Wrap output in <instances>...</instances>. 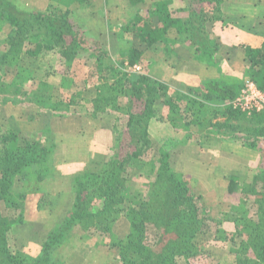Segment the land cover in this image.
<instances>
[{
	"label": "trees",
	"instance_id": "16d2710c",
	"mask_svg": "<svg viewBox=\"0 0 264 264\" xmlns=\"http://www.w3.org/2000/svg\"><path fill=\"white\" fill-rule=\"evenodd\" d=\"M50 1L52 3L45 10H38L23 6L19 0H0V32L3 27H9L3 40L5 51L0 56V65L4 67L15 58L20 59L21 65L23 57H28L38 62L39 67L49 63L46 59L57 58L70 74L73 62L88 52V58L97 61L96 65L103 68L110 63L117 78L109 86L107 83L97 88L94 101L97 112L110 111L127 116L128 129L116 133L118 143L113 156L98 168L71 174L75 201L59 228L48 236L36 261L29 263L19 251L12 253L9 248L8 236L16 223L11 216L20 212V200L25 198V193H17L15 185L19 177L24 189L28 188L29 179L37 183L46 179L57 167L52 158L57 155V148L47 141L48 138L31 140L13 127L3 130L0 124V264H65L59 261L56 252L62 242L77 230L90 231L91 228L95 233H112L122 217L131 219L130 232L110 245L117 248L120 264H200L203 250L196 238L208 232L209 210L203 196L190 182L164 165V153L160 155V166L146 160L145 155L152 151L149 121L156 117L161 107L181 112L183 100L193 105L214 101L213 91L219 94L216 96L222 103L231 101L242 86L214 80L211 82L213 88L200 96L204 102H199L191 95L198 96L200 89L190 87V93L185 95L151 76L144 58L146 51L140 48L158 49L161 45L170 55L188 51L197 61L211 64L221 50L214 36L216 25L212 24L222 20L225 1L178 0L180 3L175 6L173 0H160L148 6L146 0H126L134 16L122 24L117 33L126 36V43L132 46L119 51L118 56L123 60L120 63L123 68H127L125 64L129 67L140 65L142 72L136 74L119 70L115 58L102 48L97 33L89 27L86 15L92 13L96 0ZM243 49L248 62L247 79L264 90V41L261 47L244 46ZM228 110L231 116L236 113L230 106ZM254 117L264 121V113ZM2 119L0 115V121ZM49 134L47 132L46 137H50ZM131 163L144 167L145 172L151 165L156 169V179L150 182L151 176L146 175L147 195L129 207L125 191ZM229 193H242L245 207L248 200L244 197L253 198L254 202L251 211H244L245 223L230 233L226 241L234 244L240 239L236 243L238 264H264V156L249 182L231 179ZM53 196L54 193L42 196L38 204L40 212L53 211ZM2 204L10 216L3 213Z\"/></svg>",
	"mask_w": 264,
	"mask_h": 264
},
{
	"label": "rangeland",
	"instance_id": "374dc122",
	"mask_svg": "<svg viewBox=\"0 0 264 264\" xmlns=\"http://www.w3.org/2000/svg\"><path fill=\"white\" fill-rule=\"evenodd\" d=\"M19 1L27 8L35 7L38 10H45L48 4L52 3L50 0ZM149 1L147 2L148 6L151 5ZM224 1L228 4L225 17H222L223 20L218 24L213 22V26H229L235 21L244 26L256 23L258 26L259 22L263 21L261 29L264 28V0ZM119 2L118 0H109L107 5H98L101 12L107 11L110 32L106 35L97 34V38L102 48H105L115 58L114 62L119 64L117 68L126 71L127 68H123L124 65L120 64L123 60L118 56V53L132 45L126 43L128 40L126 36L118 35L117 32L122 24L133 18L134 11ZM173 3L177 6L180 2L173 0ZM112 4H115L114 10L108 11V7L111 8ZM95 7L97 6L95 5ZM105 7L107 8L105 9ZM238 16L244 18L237 19ZM4 31L5 33H0V56L5 51L3 40L4 35L9 32L8 25L3 27ZM116 41L115 46L114 42ZM91 44L89 46H92ZM162 47L160 45L158 49L150 51L151 60L161 58ZM140 49L148 53L146 48L141 47ZM83 55L84 57L80 60L73 62L69 70L70 74L66 72V67L62 66L57 58H48L46 61L49 63H42L39 67L38 62L28 57H23L24 63L21 65L20 59L17 58L4 67L0 65V115L3 118L0 124H3L2 129L8 130L9 127H13L31 140L41 141L48 138L47 141L57 148V155L52 156L57 167L55 171L47 174L46 179L39 183L35 179H29V182H25L28 188L24 189L23 180L19 177L20 179L15 185L17 193H25V198L20 200L22 203L20 212L11 216H14L16 223L8 236L9 248L12 253L19 251L18 253L24 255L29 263L36 261L48 236L59 228L75 201L76 193L71 184V174L78 171L83 172L85 169L98 168L99 164H103L106 159L113 156L114 148L118 143L116 133L118 131L122 133L128 129L127 116L110 111L107 113L97 112L94 103H92L97 97V87L107 83L109 86L117 80L111 64H106L108 66L102 68L96 65L97 61L88 58V52ZM189 57H192V54ZM225 60H227L226 57H222L219 52L214 58L213 64L211 63L209 66L216 69L221 66L226 69L224 67L226 66ZM146 61L148 62V60ZM149 64L150 61L148 62L150 69ZM125 67H128V64H125ZM220 78L219 80L242 86L248 77L247 75L237 77L230 74ZM212 81L203 82L202 86L197 88H202L206 92L208 88H213ZM86 88L87 90H85ZM211 94L215 100L210 102L224 104L216 96L219 94L214 91ZM228 102L225 103L228 104ZM77 104L87 108V112L94 113L93 116L89 115L98 118L101 125V130L98 131V135H95L96 141L94 140L95 143L90 148L89 160L84 159L81 155L84 161L82 158L73 159V156H79L72 149L76 142L70 144L79 135H69L62 129L65 114L62 116L54 114L58 108L59 113H66V108L74 107ZM206 107L205 103L193 105L188 100L181 102V112H172L161 107L156 117L149 121V126L152 124V130L148 126L152 151L145 155V158L148 162L155 161V165L160 166V155L164 153L166 155L164 165L177 174H182L196 192L203 196L211 221L208 232L200 233L196 238V243H200L203 250L200 264H238L236 243H239L240 239H237L233 244L231 241H226V238H229L230 233L235 232L236 228L245 223L243 222L244 211L245 209L251 211L254 199L244 197L248 200L247 207H245L242 203L244 201L242 193L230 194L229 184L232 178L240 183L249 182L256 168L261 165L264 156V121L254 117L255 114L246 115L236 112L231 116L227 106L224 111L221 109L218 112L215 111L216 113L208 111V107ZM198 121L202 124L199 125ZM168 122L170 129L163 126ZM218 124L228 127H220ZM47 132L50 133V137H46ZM93 133L91 131V134ZM203 138H209L211 142L208 145L211 146L204 145L207 140L201 142ZM222 143L228 144L227 147L219 146ZM232 144L237 147L233 148ZM210 150L212 152L214 150L222 151L223 158H229L232 161L220 162V165H224L225 168L218 167L217 162L192 161L193 157H199L204 152L208 154L211 152ZM232 155L233 157H231ZM211 158H217V155L208 157V159ZM147 169L149 171L145 172L144 167L132 163L129 167L128 189L125 191L129 207L135 206L132 202H137L147 195L149 185L145 182L146 175L151 176L150 182L156 179V169H152L151 165H148ZM50 193L55 194L53 196L55 203L53 211L40 212L38 210L40 199L42 200L43 195ZM46 200L49 201V199ZM1 206L3 213L10 216L3 204ZM130 220V218L122 217L114 226L112 233H95L91 228L90 231L77 230L56 250L59 261L65 264H120L117 248L110 247V245L129 234ZM83 243L94 247L96 251L93 254L87 253L82 247Z\"/></svg>",
	"mask_w": 264,
	"mask_h": 264
},
{
	"label": "crops",
	"instance_id": "0c3cea01",
	"mask_svg": "<svg viewBox=\"0 0 264 264\" xmlns=\"http://www.w3.org/2000/svg\"><path fill=\"white\" fill-rule=\"evenodd\" d=\"M118 1H120L119 3H122L128 9H131L126 4V0H118ZM152 1L153 0H150L149 2H151L152 4L159 0H154L153 2ZM161 1H164V0H161ZM146 2H148V0H146ZM108 3H109V0H96L92 8V13L90 15H86V21L89 27L93 29L95 33L100 34V35L109 34L110 23L107 20L108 19L107 11L101 12L102 10L101 8H99L98 5H102V4L107 5ZM95 5L97 7H95ZM227 5L228 4L225 3L226 9L224 8L222 17H225V13L228 10ZM29 8H35V7H29ZM106 8L107 7H105V9ZM114 8H115V4H112L111 8L110 6L108 7V11L114 10ZM241 17L238 16L237 19L242 20L244 18V17L242 18ZM261 23H263V21L259 22L258 26H257L258 23L251 25V26L249 25L244 26L243 24H240V22L235 21L233 24L231 25L229 24V26L216 25L214 35L218 38L221 44L220 55L222 57L223 56L226 57L227 59L225 60L226 66H224L226 69H224L221 66H218L219 69H216L214 67H210L209 64L197 61L193 55L192 57H189L191 56V53H189L188 51H180L179 54L176 53V54L170 55V54H166L165 51L163 50L162 51L163 54L160 59L157 58L156 60H153V59L151 60L149 57V53L150 55H152L150 51L155 50V47H152L148 49L146 48L148 50V53L145 52L144 54L145 59L148 60V62L150 61L151 67L149 69V74L155 77L156 79L166 83L171 88H174L177 91L185 95L190 93L188 91L190 87L193 89H198L197 87L202 86L203 82L205 83V82H209L212 80H218L220 79L221 76H224V75L228 76L230 74H234L237 77H243L244 75H246V72L248 70L247 69L248 62L246 61L245 51L243 47L250 46L253 48H258L262 46L263 41H264V28L261 29ZM0 33H5V31L3 32L2 30ZM4 38H5V35H4ZM115 43H117V41L114 42V45L116 46ZM233 54H234V57H233ZM85 90H87V88ZM200 91L201 92L198 93L199 94L198 96L196 95H191V96L192 98L196 99L199 102H204L200 96H203L204 93L206 92H203L202 88H200ZM96 98L93 100L92 103H94ZM204 103L208 107V108L206 107L207 110L213 111V112L215 111L218 112L221 109L224 111L226 108L225 106L228 107V104L225 102L224 104H221V105L214 104V102H204ZM82 106L83 105L80 106L78 104L74 107L70 106L66 108V113H59L58 112L59 108L56 109V112H54V114L56 115L58 114L61 116L65 114L64 124H63L64 127H62V129L67 131L69 135H79L75 137L77 141L76 140H72L71 142L69 141L70 144H72V142L73 143L76 142V144H74L75 146H73L72 149L73 151L76 152V154L78 153L79 157L73 156V159L82 158L81 155H83L84 159H88V154L90 156V148L95 143L94 142L95 137H96L95 135H98V131L101 130V125H100L98 118L91 117L89 115L91 114V112H87L88 109L83 108ZM91 115L93 116L94 113H92ZM163 126L167 127V129H170L169 122L167 124L165 123ZM149 127H150V130H152V124H150ZM203 127H206V126L203 125ZM91 131H93L94 133L91 134ZM206 140L207 142L204 145H208L211 142L209 138H203L201 142H205ZM227 145L228 144L226 143L219 144V146H222L224 148L227 147ZM208 146H211V145H208ZM232 147L234 148L237 146L232 144ZM214 154L217 155V158L208 159L209 156H212ZM223 156H224V153L222 151L216 152V150H214V152L211 151L208 154L204 152L201 155H199V157H193L192 161L217 162L219 165L218 164H215V165H218V167H221V168H225L224 165L223 166L220 165V162L224 163V162L232 161V160L229 158H223ZM231 157H233V155ZM84 159L82 161H84ZM215 170L217 171V169ZM82 247L84 251L90 254H93V252L96 251L94 247L88 246L85 243L82 244Z\"/></svg>",
	"mask_w": 264,
	"mask_h": 264
},
{
	"label": "built area",
	"instance_id": "2783aa9c",
	"mask_svg": "<svg viewBox=\"0 0 264 264\" xmlns=\"http://www.w3.org/2000/svg\"><path fill=\"white\" fill-rule=\"evenodd\" d=\"M128 72L141 73L140 66L127 67ZM232 110L246 114L264 113V90L251 79H246L239 90L238 95L228 102Z\"/></svg>",
	"mask_w": 264,
	"mask_h": 264
}]
</instances>
